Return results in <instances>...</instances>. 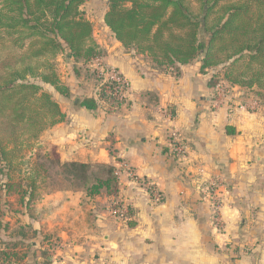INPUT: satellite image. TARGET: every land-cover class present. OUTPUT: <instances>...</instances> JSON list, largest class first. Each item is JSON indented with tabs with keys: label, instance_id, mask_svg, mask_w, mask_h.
Segmentation results:
<instances>
[{
	"label": "crops",
	"instance_id": "0c3cea01",
	"mask_svg": "<svg viewBox=\"0 0 264 264\" xmlns=\"http://www.w3.org/2000/svg\"><path fill=\"white\" fill-rule=\"evenodd\" d=\"M106 2L93 17L85 0L91 24H103ZM112 40L107 47L94 39L100 63L127 82L124 103L112 113L83 108V98L96 99L97 65L60 55L55 71L70 94L50 93L65 119L44 134L62 164L129 168L139 184L123 173L117 191L129 219L111 225L96 212L92 236L72 238L65 226L61 241L11 240L25 246L14 264H264V100L232 88L216 103L213 71L199 62L159 68ZM239 100L256 107L239 108ZM22 215L21 226L41 229L37 214Z\"/></svg>",
	"mask_w": 264,
	"mask_h": 264
},
{
	"label": "trees",
	"instance_id": "16d2710c",
	"mask_svg": "<svg viewBox=\"0 0 264 264\" xmlns=\"http://www.w3.org/2000/svg\"><path fill=\"white\" fill-rule=\"evenodd\" d=\"M84 3L0 0L1 187L18 195L30 220L36 219V177L44 167L33 158V149L45 132L65 119L60 105L42 85L68 97V87L56 74L55 59L64 55L87 65L102 56L92 37V24L82 11ZM103 23L124 48L148 57L159 68L177 71L178 66L199 62L202 72L213 71L211 87L222 78L233 87L258 89L257 97L264 100V0H107ZM92 73L98 83L96 99L83 98L81 106L112 113L125 99L112 95L114 83L101 82L96 70ZM55 161L61 164L58 155ZM61 167L88 195L101 191L109 198L117 195L115 168L99 165L100 172L87 185L88 165L65 163ZM29 228L30 224L19 227L18 232L24 236ZM32 234L21 239L47 238L36 230ZM18 251L0 253L4 259L0 264L17 258Z\"/></svg>",
	"mask_w": 264,
	"mask_h": 264
},
{
	"label": "rangeland",
	"instance_id": "374dc122",
	"mask_svg": "<svg viewBox=\"0 0 264 264\" xmlns=\"http://www.w3.org/2000/svg\"><path fill=\"white\" fill-rule=\"evenodd\" d=\"M86 1L88 3L87 6L89 7H85L84 9H86L88 15H90L91 10L93 12L91 13L93 17L96 16L95 14L99 15L101 13L100 0ZM103 24H101V22H99L97 19H93V38L96 39L98 43H102V46L110 47L112 46V42L114 43L112 40L113 36H111L110 32L106 31L104 28L105 25ZM147 59L151 63L148 57ZM65 63V60L62 59L58 64L65 65ZM61 70L64 71V68L61 67ZM42 87L44 90H49L52 92L51 87L49 88L47 85H42ZM232 88H238V91H250L247 93L257 97L256 93L258 89L256 88L253 90H248L238 86L233 87L223 81L222 78H218L216 87H213V100L216 103H219L220 101L222 102V100L226 99L227 96L231 97ZM257 99L263 100L258 97ZM237 102L241 104L239 105V108H247V105L252 109L256 107V104H243L241 100ZM39 141V145H35L33 149L35 152L33 158H35L37 163H42L44 166L43 168L38 169V177H36L37 189L35 192L36 214L38 215L37 218L39 219L37 220L40 222V225H42L41 229H39V232H42L43 236L48 237V235H51L48 238L51 237L54 240V237H56V239L61 241L64 237H66V235L63 233L65 232L64 229L61 230V227L65 228V226H68L67 229L70 230L72 238L74 237L77 239L80 237H87L89 236L88 233H90V236H92L91 230L93 231V229H91V225L92 221H94L95 215L97 214L96 212H99L98 214L102 215L105 219L103 220L111 225H114L115 222H127L125 218H119L117 215H115V205L119 204L120 206H125V202H123L121 198L118 197V194L116 196H111L110 198L106 197L104 191H101L100 194L95 196L88 195V192L81 183L77 181L72 182L70 179H68L64 168L61 167L62 163H56L55 160L58 155L57 150L56 153L55 151L53 153L51 152V143L49 142L46 134H43ZM98 167L99 165L89 166L88 174L90 179L87 185H91L94 182L93 175L100 172ZM24 174L26 175L27 172ZM129 179L131 180V178ZM2 181L3 180L1 179L0 175V253H16L19 248L17 246L19 245L13 241L17 240L18 238H31L33 236V230L29 228L27 233H24V236L18 232L19 227L26 226V224L21 226L22 223H25V218H23L24 215H22V213L24 214L25 208L18 202L19 197L17 194H8L2 189ZM89 208H93L95 214H92V210L90 211L91 213H89ZM98 237L102 238V236ZM98 237L94 236L93 238ZM5 241H8L9 244H11H5ZM51 248L52 251L57 250L56 247ZM3 260L4 259H0V262H4ZM7 262L8 264H14L15 258L12 257V260H8Z\"/></svg>",
	"mask_w": 264,
	"mask_h": 264
},
{
	"label": "built area",
	"instance_id": "2783aa9c",
	"mask_svg": "<svg viewBox=\"0 0 264 264\" xmlns=\"http://www.w3.org/2000/svg\"><path fill=\"white\" fill-rule=\"evenodd\" d=\"M97 68L96 69V76L99 79V81L101 82H112L115 84V88L113 91H111L112 95L114 97H117L118 99H122L124 98L125 95V91L127 89V82L126 80L123 78L122 75L119 74V72L116 69L110 68V67H105L100 63V59L97 58L96 60H94ZM107 93H110L109 90L106 91ZM172 137L175 138L176 135L172 134ZM178 151H181V148L178 147L177 148ZM125 173L127 175V177L131 178V180H133L135 183H137L139 180H137V178L131 173V171L129 170V168H127L126 166H118L115 169V176L117 179H120L121 174ZM139 183V182H138ZM149 189V186H148ZM151 190V188H150ZM155 195V194H154ZM156 198H158L159 196H155ZM127 214H128V209L127 207L123 206V205H115V215H117L119 218H125L127 219Z\"/></svg>",
	"mask_w": 264,
	"mask_h": 264
},
{
	"label": "water",
	"instance_id": "95a60500",
	"mask_svg": "<svg viewBox=\"0 0 264 264\" xmlns=\"http://www.w3.org/2000/svg\"><path fill=\"white\" fill-rule=\"evenodd\" d=\"M116 40V39H115ZM117 41V40H116Z\"/></svg>",
	"mask_w": 264,
	"mask_h": 264
}]
</instances>
